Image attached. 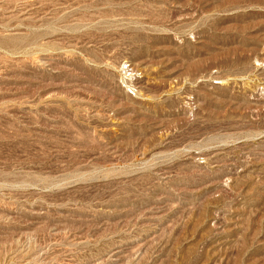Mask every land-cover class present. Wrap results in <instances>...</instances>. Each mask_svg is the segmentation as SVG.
<instances>
[{"label": "rangeland", "instance_id": "rangeland-1", "mask_svg": "<svg viewBox=\"0 0 264 264\" xmlns=\"http://www.w3.org/2000/svg\"><path fill=\"white\" fill-rule=\"evenodd\" d=\"M0 264H264V0H0Z\"/></svg>", "mask_w": 264, "mask_h": 264}]
</instances>
